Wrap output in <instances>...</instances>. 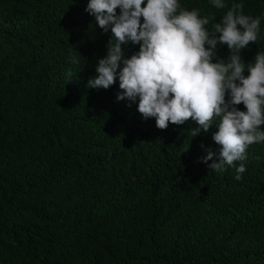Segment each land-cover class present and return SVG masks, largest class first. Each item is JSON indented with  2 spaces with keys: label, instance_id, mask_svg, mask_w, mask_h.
Masks as SVG:
<instances>
[{
  "label": "trees",
  "instance_id": "1",
  "mask_svg": "<svg viewBox=\"0 0 264 264\" xmlns=\"http://www.w3.org/2000/svg\"><path fill=\"white\" fill-rule=\"evenodd\" d=\"M89 3L0 0V264H264V143L235 162L237 181L203 163L216 127L162 130L138 100H117L118 78L89 88L113 35ZM179 3L213 22L243 3L261 26L242 59L264 52V0ZM230 54L218 46L219 60Z\"/></svg>",
  "mask_w": 264,
  "mask_h": 264
},
{
  "label": "clouds",
  "instance_id": "2",
  "mask_svg": "<svg viewBox=\"0 0 264 264\" xmlns=\"http://www.w3.org/2000/svg\"><path fill=\"white\" fill-rule=\"evenodd\" d=\"M211 4L227 7L225 0ZM85 11L95 17V27L113 34L89 88L108 89L118 78L117 100H138V112L155 118L162 130L194 121L198 127L189 130L194 138L216 127L212 139L219 150L206 149L203 163L215 173L233 167L241 180L246 167L235 162L246 159L250 145L264 143V52H257L254 63L241 55L258 40L261 17L233 3L213 22L214 16L201 18L199 9L183 8L179 0H90ZM129 42L139 52L126 58L122 46ZM224 45L231 54L219 60L216 51ZM71 62L79 59L71 55ZM241 104L246 111L237 107Z\"/></svg>",
  "mask_w": 264,
  "mask_h": 264
}]
</instances>
